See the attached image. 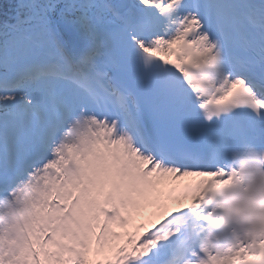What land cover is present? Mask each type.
Segmentation results:
<instances>
[{"label": "snow or ice", "instance_id": "obj_1", "mask_svg": "<svg viewBox=\"0 0 264 264\" xmlns=\"http://www.w3.org/2000/svg\"><path fill=\"white\" fill-rule=\"evenodd\" d=\"M0 264H264V0L0 4Z\"/></svg>", "mask_w": 264, "mask_h": 264}, {"label": "trees", "instance_id": "obj_2", "mask_svg": "<svg viewBox=\"0 0 264 264\" xmlns=\"http://www.w3.org/2000/svg\"><path fill=\"white\" fill-rule=\"evenodd\" d=\"M6 0H0V4H4Z\"/></svg>", "mask_w": 264, "mask_h": 264}]
</instances>
